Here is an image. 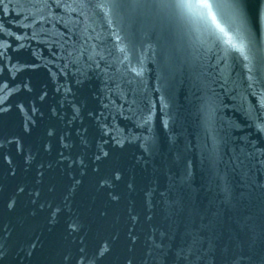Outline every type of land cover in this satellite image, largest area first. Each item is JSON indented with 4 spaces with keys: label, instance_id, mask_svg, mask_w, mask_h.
<instances>
[{
    "label": "water",
    "instance_id": "water-1",
    "mask_svg": "<svg viewBox=\"0 0 264 264\" xmlns=\"http://www.w3.org/2000/svg\"><path fill=\"white\" fill-rule=\"evenodd\" d=\"M200 2L0 0V264H264V0Z\"/></svg>",
    "mask_w": 264,
    "mask_h": 264
},
{
    "label": "snow or ice",
    "instance_id": "snow-or-ice-1",
    "mask_svg": "<svg viewBox=\"0 0 264 264\" xmlns=\"http://www.w3.org/2000/svg\"><path fill=\"white\" fill-rule=\"evenodd\" d=\"M200 8L203 9V8H207L208 5H207V0H201L200 2ZM209 14H210V10H209ZM213 23H215V18H213ZM217 27H219V25H217ZM220 32H224V29L223 28H220ZM228 43L232 44V41L229 40ZM233 47H236L235 44H232Z\"/></svg>",
    "mask_w": 264,
    "mask_h": 264
}]
</instances>
